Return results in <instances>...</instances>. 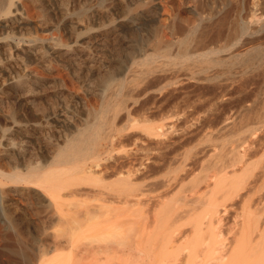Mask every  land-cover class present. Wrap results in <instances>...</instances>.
<instances>
[{"label": "bare ground", "instance_id": "bare-ground-1", "mask_svg": "<svg viewBox=\"0 0 264 264\" xmlns=\"http://www.w3.org/2000/svg\"><path fill=\"white\" fill-rule=\"evenodd\" d=\"M45 1L0 0V58L4 57L10 64L9 70L5 68L0 72L7 73L9 89L16 91L19 99L15 100H20L25 113L23 118L14 119L21 124L23 145L0 151L1 235L2 229L5 233L13 232L23 225L21 221H25L24 214L28 211L18 202L26 199L25 203L34 206L48 229L60 225L70 232L79 230L80 225L86 224L84 218L89 221V215L97 220L95 225L88 226L95 231H119L130 225L131 235H134L132 264H264V12L261 5L252 2L245 6L228 33L224 32L227 31L225 26L234 17V9L209 18L190 31L176 20L174 24H178L173 25V31L182 38L177 42L175 54L160 52L156 46L135 40L134 45L125 49L114 42L113 56L107 51L111 56L100 60L94 54H86L87 47L77 51L78 47L62 42L69 62L66 63L78 74L86 75L88 95L96 97L98 102L90 104L80 97L75 100L79 101L75 107H81L79 111L86 115L84 120H79L76 115L66 113L68 105L64 112L55 108L56 103L48 108L38 104L45 89L42 78L37 75L38 69L40 66L54 69L46 58L48 54L53 55L56 46L50 44L51 37H40L42 33L30 39V44L26 37L33 31L45 29L47 24L35 22L41 14L43 18L47 15ZM62 4L65 6V1ZM108 13L89 15L82 23L98 24ZM161 28L162 25L158 29ZM116 29L115 24V28L99 34L103 37L100 47L108 44L105 38ZM69 39L72 40L70 36ZM112 40L113 37L110 41L113 43ZM77 57L81 65L74 62ZM54 74L50 77L57 76ZM62 84V88L67 87ZM139 104L144 108L151 104V118L132 120L125 127H118L116 122L120 123L125 116L129 118ZM11 114L12 111L8 115ZM55 124L68 128L69 131L66 130L74 135L65 133L64 136L63 129L61 136L53 133L51 127ZM29 130L34 132L32 136L26 133ZM50 138L57 140L54 143ZM123 143H130L132 150L113 155L111 147ZM29 145L37 147V151L26 149ZM124 169H128L129 180L123 184L126 191L122 193L121 187L115 188L114 180ZM159 177L161 179L151 183H156L160 200L149 199L150 203L158 204L151 203L154 207L145 210L146 201L142 200L147 197L143 198L145 190H141V184ZM149 183L146 182V186ZM117 196H125L129 201L126 203L132 204V208H128L132 210L129 220L119 216L115 219L124 211L128 214V210L116 209L118 214L114 215L115 208H106L107 205L97 209L93 205L90 210L86 205V214H81L82 209L78 211L76 204L73 205V208L77 206L76 211L71 209V201L100 200L108 204ZM68 203L71 207L66 205ZM104 211L106 217L102 216ZM11 237L14 240L16 236L11 234ZM54 239L53 245L50 243L54 249L69 244V240ZM13 240L4 241L7 251L0 252V264H21L18 257H28L16 248Z\"/></svg>", "mask_w": 264, "mask_h": 264}, {"label": "rangeland", "instance_id": "rangeland-1", "mask_svg": "<svg viewBox=\"0 0 264 264\" xmlns=\"http://www.w3.org/2000/svg\"><path fill=\"white\" fill-rule=\"evenodd\" d=\"M64 1H65V4L68 1L67 4H66L67 6L66 5L63 6L62 3H64ZM100 1H101V3H99ZM252 2L259 3L261 5V7L263 8V12H264V0H52V2H51V0H46L45 4L47 6V9L49 8L48 9L49 11L46 9V14L47 15L45 16V18L47 20H45V18H43L44 17L43 14H41V15L38 14L40 16L38 18H35V22L42 21L43 23L47 24L46 25L47 28L45 27V29H43V30L38 29L37 31H33V32L27 34V37H26L27 43L30 44V42H29L30 39H33V38L37 37L39 34L42 33V36L39 35L40 37H48V38L51 37L50 41H49L50 44L53 45L55 43L53 46H56V48H54L52 46L53 49H54L53 55L51 54V56H50V54H48V56L46 58L47 62L50 61V62L53 63V68L54 69H50V70L48 69L47 70V68L44 67V66L43 67L40 66L39 69H38L37 75L38 76L40 75L39 77L42 78L43 83H44V88H45V89L42 90V93L40 94V97L38 98V104H39V106L48 108L49 105L51 106V104H53V106H55L54 104L56 103L55 108H57L58 110H63L64 112H66L65 106L68 105L67 107H69V108H67L68 112H66V113L69 116L76 115L79 118V120L80 119L84 120L86 115L82 113V110L79 111V109L81 107H75V105L77 106V104H78L77 102H79V101L76 102L75 100H78L79 97H80V98H84L85 100H88V102L90 104H95L97 102L96 99H95L96 97L94 98V96L91 97V95L90 96L88 95V92H87V84H88L87 82L88 81L86 79V75L82 74V73L78 74L77 70H74V68H71L67 64L69 62L66 60V58H67L66 54H65L66 48L62 44V42L69 43L71 47H75V48L78 47L77 51L82 49V48H86L87 47L85 49V52L87 51L86 54H90V53L94 54L95 58H98L100 60H103V58H108V56L111 53H112L111 55L113 56V54L115 52V43L116 42H117V44L122 45L123 49H125L126 46H127V48H129L130 45H134L135 43L133 41H135V40H143L148 45H151V46H154V47L156 46V48H158V50L160 52L164 51V52H167V53L175 54L177 49H178L177 42L182 38V36L180 34H176L175 35L176 32L173 31V25L177 26V24L179 22L178 25L182 24L180 26L185 27L188 31H190V30L196 28L197 26H199V24L201 22H207V20L209 18H212L213 16H217V15H221L222 16L226 12V10L228 11L229 9H234L236 11L235 14H234V17H232L229 20V22L227 23V25L225 26L226 29L224 28L225 30H227V31H224V32L228 33L230 31V29L233 27V25L235 24V22L237 21L236 18H238V16L240 15V12H242V9L245 6L247 7V5L248 6L251 5L250 3H252ZM47 3L50 6H48ZM109 3H110V5H109ZM163 6H164V8H163ZM54 9H55V11H54ZM56 9H57V11H56ZM59 10H60V12L62 11L61 12L62 14H60V12H58ZM95 10H96V12H95ZM64 11H65V13H64ZM112 11H114V12H112ZM103 12H110V13H108L107 16L106 15L103 16L101 21H97L99 25L97 23H93L91 26L90 25L87 26V25H84L82 23V20L87 19L88 17H90L92 15H97L98 13H103ZM109 14H111V15L109 16ZM235 16H237V17H235ZM108 17H110V18H108ZM105 19H107V20H105ZM203 19H205V20H203ZM176 20L177 21L179 20V21L177 22V24H174L176 22ZM169 21H170V23H169ZM48 22H50V24L52 26H50V24ZM136 22L137 23L139 22V24L137 25ZM115 24L117 25V29L110 32V34L108 35L109 38H105L106 41L108 42V44H106L107 47L106 46L105 47H103V46L100 47L101 44H102V41H103V37H100L99 34H101L102 32H106V31H109V30L115 28ZM133 24H135V25H133ZM74 25H76V27H74ZM119 25L120 26L122 25L123 29ZM161 25H162V28H161V30H159L158 28H160ZM60 26H62V27H60ZM85 26H86V28H85ZM170 26L172 28H170ZM48 27L51 30H49ZM51 27H53V28H51ZM66 27H67V29H66ZM68 27L70 29H68ZM120 28H121V30H120ZM156 28H157V30H156ZM46 30L50 31V32H47ZM60 30H62V31L64 30L65 32L64 31L62 32ZM137 30H138V33L136 32ZM158 30L160 31V33H159ZM83 31L85 32V34H84ZM157 31L159 33V36L157 34ZM164 31H166V32H164ZM98 32H100V33H98ZM52 34H55V35H52ZM56 34H58L59 36L56 35ZM6 35L7 34H5L4 36H6ZM69 36L72 38V40L69 39ZM96 36H97V38H96ZM7 37H8V35H7ZM112 37L114 39V40H112L113 43L110 42ZM59 38L62 39L61 42H60ZM117 39H118V41L120 43L117 41ZM120 39L123 40V41H121ZM155 39H156V41L154 43ZM87 40H89V41H87ZM157 42H159V43L161 42V43L160 44H156ZM163 42H165L166 44L163 43ZM111 43L114 44V46H112ZM167 43L169 44V46L167 45ZM62 46H63V48H62ZM109 46H112V48L109 47ZM151 46H149V47L151 48ZM59 47H61V48H59ZM112 49H114V50H112ZM151 49H153V48H151ZM151 49L149 50L150 53H152ZM107 51L108 52L110 51L111 53L109 52L110 54H108ZM103 52H105V53H103ZM106 52H107V55H106ZM57 56L60 59H58ZM0 59L4 60L5 58L2 57ZM77 59H78V57L75 59L74 62H76V63L78 62V64L81 65L82 63L79 62V59L78 60ZM55 60H56V62H55ZM58 60H61V61H58ZM66 61H67V63H66ZM64 62H65V64H64ZM0 63L4 64V65L0 64V67L3 66V67L0 68V70L1 69L5 70V68H6V71H7V70L10 69V67H9L10 64L7 62V60H4V61H2ZM67 66H68V68H67ZM31 68H32V66H31ZM65 69H66V71H65ZM40 70H41V72H40ZM63 70H64L65 73L66 72L67 73L65 74L64 72H62ZM71 71L73 72V74L75 76H73ZM61 72L63 73V75H62ZM4 73H5L4 71L0 72V74H2V75H0L1 76L0 77V112H1L0 113V151H5V150H7L9 148H15V147H17V149H18V148H20L18 146L23 145L22 144V140H24L23 139V133L20 132L21 131V126H20L21 124H19L18 122H15L14 119H16V116H19V117H17L16 120H18V118H21V117L23 118V115L25 113L23 114L24 110L21 107L22 103L20 102V100H15V99H19L17 94H16V91L14 92L13 90L9 89V84H8L9 77H8L7 73L6 74H4ZM49 73H51V74H49ZM69 73L71 74V76L69 75ZM53 74L54 75L57 74V76H54L55 78L54 77L52 78ZM50 75H52V76L50 77ZM58 75H59L60 78L58 77ZM77 77H79V78H77ZM56 78H58L59 80L56 79ZM3 79H5L6 82ZM69 79L71 80L72 84L69 82ZM77 79H78V82H77ZM81 79L83 80V83H82ZM67 80H68V84H70L71 86L67 84ZM60 82L61 83L63 82L64 85H66L67 87L69 86V87L65 88V86L62 84L64 86L62 88ZM47 83H49V84L47 85ZM58 83L60 84L61 87H59ZM78 83H79L80 86L77 85ZM50 85H52V86H50ZM72 88L76 91V93H75L74 90H72ZM83 88H84V91H83ZM78 89H79L80 92H77ZM3 90L5 92H7L8 94H6ZM9 94H10V96H9ZM49 94H50V96H49ZM67 94H68V96H67ZM73 94H74V96H73ZM70 95H72V96H70ZM64 96H67V97L65 98ZM86 96L87 97L89 96V97L87 98ZM10 97L12 99L13 98L14 99L12 100ZM40 98H41L42 101L40 100ZM69 98H71V100ZM91 98H93V99H91ZM62 99H64V100H62ZM46 100H47V102H46ZM93 100H94V102H93ZM11 102H13V103H11ZM44 102H45V104H43ZM63 102H64V104H66L67 102L68 103L66 105H64ZM14 104H16V105H14ZM61 104H62V106H61ZM71 104H73V105L75 104V105L72 106ZM96 104H98V102ZM149 105H148L149 108L145 107L146 109L148 108L146 110L144 107H141V105L139 104L137 107H135V109H133L131 111V115L129 117V118H131V120H129L128 116L127 117L125 116V118L122 117L123 119L119 120L121 124L118 123V121L116 122L118 124V127H125L126 125L129 124V121H132V120H138L139 121L141 119V121H143V118L145 119V117H147V118L150 117V113L149 112L151 111V109H150L151 108V104H149ZM20 109H21V111L18 112ZM74 109H75V112H74ZM135 110H137V111H135ZM11 111H12V114L8 115V114L11 113ZM69 111H71L70 112L71 114H69ZM4 112L5 113L7 112L8 114L7 113L5 114ZM147 112L149 113V115H148ZM14 113L15 114L21 113V114L20 115H15ZM78 113L80 114V116H79ZM6 115H8V116H6ZM2 117H4V118H2ZM6 117H7V119H6ZM57 125L58 124H55L56 128L54 126L51 127L52 128L51 131L53 133H55L57 135H60V132L63 129L64 132L62 131L61 134L64 133L63 134L64 136H66L67 134H68L67 136H69V135L73 136L74 135V134L71 133V131L68 132L69 131L68 128L64 129L61 125H58V126ZM15 126H17V127H15ZM59 126L62 127V128H60ZM18 127H20V128H18ZM12 128L14 129V131H13ZM58 130H60V131H58ZM26 133H28V134L32 133V134H29V136H32L34 134V132H32L30 130L27 131ZM65 133H66V135H65ZM18 138H20V140ZM50 140H52L55 143V140H57V139L56 138H50ZM7 142H9L10 144H8ZM3 145H5V146H3ZM131 148L132 147H131L130 143H123L121 145L114 144L111 147V150L113 149L114 153H113V151H111V153H113V155H115V156L116 155L119 156V155L127 154L129 151L132 150ZM26 149H28L29 151L33 152V150H35V149H36L35 151H37L38 148L37 147L31 148V146L29 145V146L26 147ZM161 177L147 180L146 182H148V183L150 182L147 186H146V182L141 184L142 185L140 187L141 190L142 191L145 190L143 192V194H144L143 198H145V196L148 198V200H147V198L142 200L143 203L146 201L144 203V205H143V207L144 206L146 207V208L144 207L145 210H150L151 208H153L155 206V204L156 205L158 204V202H156V203L151 202L152 204H154V206L151 205L150 201H152V200H149V199L153 198V201L154 200H157V201L160 200V199H158L159 198L158 194L160 195V191L158 190L157 186H154L156 183L153 185L151 183V181H153V182L155 181L156 182L158 179H161ZM128 180H129L128 169H124L118 175L115 176V180H114L115 188H120L121 187V192L125 193L126 188H123V184H125ZM179 196H177V197H179ZM173 197H175V196H173ZM124 198H125V196H122V197H118L117 196V197H115V200L112 203H108V204H111V205H108L107 203H104L103 201H100V200H92V201L91 200H78V201H75V202L71 201L70 203L72 204L71 205L72 207L69 206L70 203H68L66 205L71 207V209H75V207L78 206L77 207L78 211H81V209H82V211L80 212L81 214H82V212L84 213V210L85 209L87 210L88 207H89L88 210H90V208L93 207V205H94V207H93L94 209H97V207L100 208L101 206L107 205L106 208H109V209H111V208L114 209L115 208L114 212H112L110 210L114 215L118 214V212L116 213V211H117L116 209H118L120 211L121 210H123V211L124 210H128L129 211L128 214L127 213L125 214V211H124L122 213H119L121 215H116L115 219H117L118 216H119V218H121V219L129 220L130 216H131L130 213H132V210L130 209L131 210L130 211L128 208H130V207L132 208V206H130L132 204H127V203H129V201L127 202V200L124 199ZM25 200L26 199H20L18 203L23 208L26 207V210L30 214L28 212L26 214H24L25 215V221L24 220L21 221V224L23 223V225L20 226L21 230L18 227H17L18 229L15 228L18 231L20 230L19 232L14 229L15 231L13 230V232H12V230L11 231L9 230V232L5 233V231L2 229V235H1V231H0V239H2V242H0V250H1L0 252H6L7 251V248L5 247L6 246L5 242H7L6 240H8L9 238H12V240H13V237H11V234H12V236H16L14 238V240H13V241H15L17 243L16 248H18L21 252H23V254L25 253L28 256V257L23 256V258L22 257L21 258L18 257L20 259V261H19V259H18V261L21 264H27V263L28 264L29 263L34 264L33 263L34 261H35V264L36 263L37 264H49V263L50 264H132V262H131L132 261L131 254H132V249H133L132 248L133 247V242L132 241L134 239V235H131L133 232H131L132 229H131L130 225L129 226L126 225V227L124 229L119 230V231L118 230L117 231H110L108 229H106V230H96L95 231V229L88 228V226L92 227L93 225H95L97 223V220L95 218H93L92 215H89L90 219L88 221L87 218H86L87 220L84 218V216H85L84 215L82 218H84L83 221L85 220L84 223H86V224H82V225H84L83 227H82V225H80L81 227H79V230H78V228H76L77 230L75 229V231H73V229H72V231H71L72 233L70 232V229L69 230L68 229L63 230V229H65L64 226H60V225L59 226L56 225L55 227H52V228L50 227L51 229H48V228H46L47 223L44 221V219H43V223L41 222L43 217H39V215L36 214L35 208H33L34 206L32 207L29 204V202L25 203L27 201V200L26 201ZM168 200H169V198H168ZM168 200H166V201H168ZM21 202H23V203H21ZM81 203H82V206H81L82 208L80 207ZM113 203H114V205H112ZM25 204H26V206H25ZM74 204H76L77 206H74V208H73ZM68 206L65 207V208L68 209ZM84 206L87 207V208H85ZM149 207H151V208H149ZM30 208H32V209H30ZM159 208H160V206H159ZM159 208H158V210H159ZM75 211H76V209H75ZM105 211H106V213L108 212L107 209ZM105 211H104V214H102V216H104V217H106ZM123 213L125 215H127V216H125ZM84 214H86V213H84ZM122 215H124V216H122ZM80 216H82V215H80ZM104 217H102V219L105 221L106 219H104ZM2 221H3V224H4V220H2ZM39 223L41 224V226H40ZM127 229H128V231H127ZM125 230H126L127 233L125 232ZM129 230H130V232H129ZM10 232H11V234H10ZM57 232H59V233H57ZM73 232H75V233L73 234ZM5 234H8V235H5ZM56 234L58 235V237L61 235L59 237V239L56 236ZM17 235L19 236L18 238H17ZM4 236H6L8 239L5 238L6 240H4ZM8 236H10V237H8ZM65 236H66V238H64ZM56 237H57V239H54ZM60 238L62 240H65V239L69 240V244L66 245L65 248H62V249L58 250V249H54L52 246H50V243L53 242V239L58 241V240H61ZM88 241H90V243H88ZM93 242L96 243V244H93ZM98 243H100V244L98 245ZM52 245H53V243H52ZM92 247H94L95 249L92 248ZM96 247H97V249H96ZM102 247H104V248H102ZM91 248L93 250H91ZM98 248H99V250H98ZM88 250L91 251V252H89ZM87 253H88V255H87ZM30 256H31V258H30ZM28 258L31 259V260H28ZM21 259H24V260H21ZM26 260H27V262L25 263ZM32 260H33V262H32ZM23 261H24V263H23Z\"/></svg>", "mask_w": 264, "mask_h": 264}]
</instances>
